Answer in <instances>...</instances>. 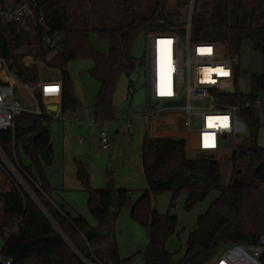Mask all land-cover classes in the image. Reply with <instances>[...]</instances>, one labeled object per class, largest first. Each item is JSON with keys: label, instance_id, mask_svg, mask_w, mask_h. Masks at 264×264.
<instances>
[{"label": "trees", "instance_id": "obj_1", "mask_svg": "<svg viewBox=\"0 0 264 264\" xmlns=\"http://www.w3.org/2000/svg\"><path fill=\"white\" fill-rule=\"evenodd\" d=\"M36 1L38 12L45 14L47 32L64 33L63 49L55 52L41 44L39 30L27 33L14 25L0 24V55L11 62L21 83L34 87L42 111H25L16 118L14 131L0 130V148L57 226L80 252L93 259L78 230V226H82L80 217L73 216L58 203L62 211L77 223L75 225L46 196H51L52 187L41 175L38 133L54 120H61L80 109L81 102L69 71V63L78 59L93 62L88 73L100 85L93 108L94 118L101 125L115 121L117 108L113 96L120 78L123 75L130 77L145 68V58L138 59L133 55L135 40L155 31L185 35L188 19L183 15L190 0ZM92 33L108 41L107 53L95 47L90 38ZM190 36L192 41L222 44L224 53L231 58H238L243 41L249 40L262 54L263 68L260 73L251 75L253 91L250 94L238 90L236 94L242 100L261 98L264 103V0H195ZM52 53L56 57L58 78L62 84L59 117L46 112L37 86L41 81L38 62L51 64ZM28 55L34 59L30 65L24 62ZM234 71L237 86L238 62ZM129 85L132 94V80ZM240 115L246 121L247 131L228 157L231 161L230 183L224 181L217 156L201 151L189 156L190 148L182 137L145 135L141 159L147 187L134 202L130 189L116 187L110 174L106 187H93L86 165L76 158V176L81 190L90 195L91 209L98 218L95 226L83 229L95 255L106 264H125L131 260V257L121 258L114 231V221L125 206L131 207L133 218L147 233L148 243L142 252V264H209L217 257L221 245L227 248L234 244H258L264 236V146L258 141L264 117L254 108H242ZM41 136L48 147L45 162L51 165L54 150L50 129ZM21 152L29 159L28 164L24 163ZM4 169L0 180V234L5 227L16 229L5 239L2 255L12 258V264H85L13 173ZM33 179H38V185ZM213 190L218 192L217 196L199 215L197 228L189 234L184 254L177 259L176 252L166 247L178 225V216L171 209L182 191L187 194L185 209L190 211ZM165 191H172V197L167 213H161L154 199ZM103 227L106 231L100 232ZM106 232L108 235L104 236ZM260 258L264 264V253Z\"/></svg>", "mask_w": 264, "mask_h": 264}, {"label": "rangeland", "instance_id": "obj_2", "mask_svg": "<svg viewBox=\"0 0 264 264\" xmlns=\"http://www.w3.org/2000/svg\"><path fill=\"white\" fill-rule=\"evenodd\" d=\"M184 12V18L189 20L190 6L184 8ZM90 38L99 51L104 53L108 52L109 43L106 39L94 33L90 34ZM148 40V34L140 35L135 40L133 55L136 58L141 59L148 53ZM184 40L186 41V38ZM219 45L223 48L222 44ZM50 58L52 62L49 65H44L41 61L38 62L41 79L49 78L56 80L57 78L58 68L56 66L55 54L52 53ZM27 62L29 64L33 63V57L29 58ZM237 62L240 66V72L236 88L243 94H250L253 91L251 87V75L253 73H260L263 68L262 54L253 48L249 40H245L242 43ZM92 67L93 62L89 59H78L69 63V71L73 78L76 93L84 103V107L79 110L80 113L83 112L79 118L81 123L75 130H73V125L69 120H64V122L63 120H54L51 123L53 125V128L50 129L52 141L55 137L54 132L58 131V127L64 132L62 138V153L57 152L51 165L41 164V175L49 180L52 187L51 196L58 203L65 206L64 208L68 212H71L72 215H85L89 218L90 222L96 225L97 223L94 221V217L89 209L87 193L81 190V183L76 176L74 156H80V158H83V161L85 160L88 163L89 170L93 175L91 179L93 187H106L108 184V174H110L114 179L116 187L130 189L132 201L134 202L139 196V189L147 187L141 159L142 144L145 135L159 137L162 135L157 134V132H174L179 130L173 124L174 120H177L178 117L172 115L173 113L169 115L167 111H162L163 102H149V82L147 74L143 70H138L131 74L130 77L123 75L118 82L113 96V103L117 108V118L115 121L108 122L106 126L113 146L108 151L102 150L99 146L96 126L88 124L89 116H93L94 112L91 105L95 103L100 88L99 83L88 73V70ZM131 80L134 84L132 94L129 92V83ZM17 92L26 108L32 109V105L40 103L37 97H35V94L32 97L25 88L21 89V93H19L20 91L18 89ZM45 103L46 100L43 99V104L46 105ZM156 110L159 112L153 115L152 118H146V114H150ZM127 120L132 122V130L130 132L127 129ZM171 120L173 122H169ZM115 128L121 130L120 134L114 133ZM198 128L199 119L197 116H193L192 127L188 134L194 138ZM154 133H156L155 136H153ZM242 135L240 134L234 139L233 146L225 148L217 156L220 160L225 183H230L231 181V161L228 157L236 148V144ZM80 138H82V142L79 141ZM258 141L260 145H264V120H262V126L259 130ZM196 153L197 151L191 148L188 149L189 156H194ZM21 156L24 163L28 164L29 159L23 152H21ZM6 163L0 157V180L4 176V168H8L15 177L19 174L9 160L8 165ZM43 170L47 174L46 176L43 174ZM62 170L64 179L62 178ZM34 173L38 179L41 178L36 169H34ZM20 180L23 184H21L22 188L28 194V191L32 192L37 198L26 181L23 178ZM217 193L216 190H213L204 201L198 203L190 211L185 209V201L187 199L186 191H182L177 198L175 207L171 209V212L178 216L177 232L166 245L169 251L176 252L175 256L177 259L184 254L189 234L197 228L199 215L207 210L210 203L217 196ZM46 196L48 199L51 197L49 195ZM171 197L172 191H165L155 197L154 204L161 213H167L169 210ZM37 201L43 207L47 216L52 220V217L38 198ZM52 222L72 251L76 253V250H78L76 245L68 239L53 220ZM105 231L106 227H103L100 232ZM114 231L121 258L131 257V260L125 264H142V252L147 246L148 238L145 228L133 218L131 207L125 206L120 210L117 219L114 221ZM103 235L107 236L108 233L106 232ZM103 244H106L105 241H103ZM225 248V245H221L217 256H220Z\"/></svg>", "mask_w": 264, "mask_h": 264}, {"label": "built area", "instance_id": "obj_3", "mask_svg": "<svg viewBox=\"0 0 264 264\" xmlns=\"http://www.w3.org/2000/svg\"><path fill=\"white\" fill-rule=\"evenodd\" d=\"M195 0H190V18L186 24V33L181 35L174 32H150L147 44L148 53L144 56L145 68L149 82V99L152 102H163L162 111L178 117L171 120L179 131L177 137L184 138L189 148L218 156L219 152L234 144V139L245 134L247 124L240 115L242 108H254L264 117V103L261 98L242 100L237 96L235 86L234 65L237 58L227 57L221 45L212 42L191 40V12ZM36 0H5L0 2V24L14 25L27 33L39 32V41L53 51H61L65 40L64 33H49L46 17L37 10ZM186 38V41L184 40ZM163 63L160 64V57ZM32 58L26 56L24 62ZM43 98H61L62 84L57 80H47L39 83ZM25 88L33 97L34 87L21 83L11 67V62L0 55V130L14 131L16 118L25 111L41 113L37 104L34 108H26L17 92ZM234 91L230 92L229 89ZM235 100L232 101V99ZM166 102V104H164ZM59 107V102H54ZM47 112L53 113L45 105ZM158 110L146 114L150 119ZM168 115V116H169ZM199 119V128L195 137L188 132L192 127V117ZM55 117H59L56 115ZM89 122L98 128V138L101 148L110 150L112 141L105 125H101L92 116ZM127 129L132 130V122L127 120ZM182 129V130H181ZM81 142L82 139L80 138ZM230 141L231 145H224ZM0 157L8 165V159L0 148ZM20 174L16 178L21 182ZM33 181L37 184L35 179ZM24 182V180H23ZM22 184V183H21ZM26 184V183H25ZM23 185V184H22ZM51 202L65 215L58 202L50 197ZM66 216V215H65ZM85 226L89 221L81 214H77ZM68 218V217H67ZM69 219V218H68ZM70 220V219H69ZM72 222V221H71ZM74 222V221H73ZM77 224L76 222H74ZM87 227V226H85ZM15 227H5L0 234V264H12V258H6L1 250L5 239L14 231ZM83 235L93 259L76 250V255L85 264H106L94 253L83 230ZM264 253V236L255 245L234 244L215 257L209 264H263L261 255Z\"/></svg>", "mask_w": 264, "mask_h": 264}, {"label": "crops", "instance_id": "obj_4", "mask_svg": "<svg viewBox=\"0 0 264 264\" xmlns=\"http://www.w3.org/2000/svg\"><path fill=\"white\" fill-rule=\"evenodd\" d=\"M47 80H51V79H49V78H43V79H41V81H40V83L41 82H43V81H47ZM56 80L57 81H59V78H58V75H57V78H56ZM38 86V88H39V90H40V92H41V85H37ZM34 94V93H33ZM43 99H45L46 100V106L48 107L49 105H54L53 103L54 102H59V107L57 108V110H55L52 114L54 115V116H56V115H60L61 113H60V110H61V98H59V99H57V98H43ZM96 101H97V99H96ZM96 101H95V103H93L92 105H91V107H92V109L94 108V106H95V104H96ZM80 102H81V107H80V109L81 108H83L84 107V103L80 100ZM25 105V104H24ZM37 105V103L36 104H34V105H32L31 107L32 108H34L35 106ZM28 107V106H27ZM86 108H88V107H86ZM30 109V108H29ZM79 109V110H80ZM79 110L78 111H76V112H74V113H70V114H68V115H66V116H64L63 117V119H61V120H63V122H64V120H69L71 123H72V125H73V130H75L76 128H77V126L81 123V121L79 120V118H80V116L82 115V113L83 112H79ZM47 112V111H46ZM49 113H51V112H49ZM68 116V117H67ZM92 116H89V120H90V118H91ZM89 120H88V124H90V125H92V126H95V125H93V124H91L90 122H89ZM106 126H107V124H106ZM52 129L53 128V125L50 123L49 125H47L44 129H42L39 133H38V138H39V140H40V164H47L48 165V163L47 162H45V151L48 149V147L46 146V145H44V140H43V138H42V136H41V134L46 130V129ZM97 128V127H96ZM97 130H98V128H97ZM120 129H118V128H115V131H114V133L115 134H120ZM51 133V132H50ZM55 133V137H54V140L52 141V145H51V147H52V149L54 150V155H51V160H52V162H53V160H54V157L56 156V154H57V152H61L62 153V138H63V135H64V132H62L61 130H60V128L58 127V131H56V132H54ZM157 134H161L162 136H173V137H177V132L176 131H174V132H157ZM156 135V133H154L153 134V136H155ZM98 137V136H97ZM82 139V138H81ZM82 142V141H81ZM98 142H99V146H100V148H101V145H100V141H99V138H98ZM80 143V142H79ZM46 148H45V147ZM112 146H113V144H112ZM264 146V145H263ZM102 150H104L103 148H101ZM108 151V150H107ZM91 155V154H90ZM89 155V156H90ZM76 158H79L80 160H82L83 158H80V156H74V163H75V159ZM83 161V160H82ZM85 162V160L83 161V163ZM87 162H88V160H87ZM85 165H86V167H87V169H88V171H89V174H90V181H91V179L93 178V175H92V173L90 172V170H89V165H88V163H84ZM75 165V164H74ZM75 168H76V165H75ZM76 171V170H75ZM43 174L46 176L47 174L44 172V170H43ZM63 176H64V174H63V170H62V178H63ZM64 179V178H63ZM37 183H38V180H35ZM63 184V183H62ZM92 185V184H91ZM96 188V187H95ZM146 188V187H145ZM145 188H141V189H139L140 190V193H139V196L141 195V193H142V191L145 189ZM57 189H59V188H57ZM138 196V195H137ZM139 196H138V198H139ZM51 198L52 199H54L52 196H51ZM88 198V197H87ZM137 198V199H138ZM136 199V200H137ZM55 200V199H54ZM88 205H89V209H90V211H91V213H92V215H93V217H94V221L97 223L98 222V218H97V215L92 211V209H91V202H90V197L88 198ZM65 207V206H64ZM74 212V211H73ZM65 213V212H64ZM71 213V212H70ZM74 214H76V212H74ZM66 215V214H65ZM82 215V214H81ZM73 216H75V215H73ZM83 217L82 218H85V219H87L89 222L85 225V226H87V227H91V226H95L94 224H93V222H90V220H89V218H87L85 215H82ZM66 217H68L67 215H66ZM69 218V217H68ZM70 219V218H69ZM72 222H73V220L72 219H70ZM74 223V222H73ZM75 224V223H74ZM76 225V224H75ZM85 226H81V227H79L78 226V229H80V230H83L84 228H86Z\"/></svg>", "mask_w": 264, "mask_h": 264}, {"label": "water", "instance_id": "obj_5", "mask_svg": "<svg viewBox=\"0 0 264 264\" xmlns=\"http://www.w3.org/2000/svg\"><path fill=\"white\" fill-rule=\"evenodd\" d=\"M229 91H230V92H233L234 89H233V88H230ZM149 102H152V100L149 99ZM164 104H166V102H164ZM48 108H49L50 110L55 111V110H57L58 106H57L56 104H54V105H49ZM224 145H226V146H230L231 143H230V141H227V142H225ZM244 152H246V150H244ZM20 184H21V182H20ZM27 191H28V190H27ZM28 192H29V194L31 195V197L36 201V203L40 206V203H38L37 198L34 196V194H32V192H30V191H28ZM86 195H87L88 198L90 197L89 194H86ZM40 208L43 209V207H41V206H40ZM96 209H97V211H100V208H99L98 206L96 207ZM43 211L45 212L44 209H43ZM45 213H46V212H45Z\"/></svg>", "mask_w": 264, "mask_h": 264}, {"label": "bare ground", "instance_id": "obj_6", "mask_svg": "<svg viewBox=\"0 0 264 264\" xmlns=\"http://www.w3.org/2000/svg\"><path fill=\"white\" fill-rule=\"evenodd\" d=\"M163 61H164L163 56H161V57H160V64H162ZM223 264H225V262H223Z\"/></svg>", "mask_w": 264, "mask_h": 264}]
</instances>
